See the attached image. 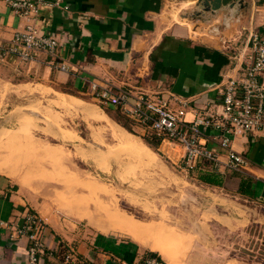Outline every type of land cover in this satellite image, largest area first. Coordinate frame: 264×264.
<instances>
[{
	"label": "crops",
	"instance_id": "1",
	"mask_svg": "<svg viewBox=\"0 0 264 264\" xmlns=\"http://www.w3.org/2000/svg\"><path fill=\"white\" fill-rule=\"evenodd\" d=\"M184 1L63 0L68 10L43 9L59 41L56 57L39 54L30 62L14 58L0 61L12 77L74 99L71 94L92 98L88 82L96 81L133 94L164 98L175 109L185 103L186 120L191 121L198 110H221L224 85L246 65L248 31L254 26L264 32V0H237L214 12H204L195 0ZM25 24L24 18L13 14L0 0V40L21 32ZM59 63H65L68 70L60 71ZM260 80L264 84V75ZM66 89L72 93H65ZM159 146L168 160L182 162L183 148L166 142ZM208 146L226 162V152L216 143L209 141ZM231 148L246 159L247 165L237 171L221 167L213 172L222 182L213 188L227 202L241 200L264 209V133L239 134ZM205 168L198 171L203 173ZM246 178L252 183V197L239 194ZM14 185L0 174V220L18 224L24 209H29L45 222L43 240L48 253L37 264L56 263L64 249L73 253L77 264H141L149 253H157L162 264H168L149 246L128 236L101 233L89 221L95 231L89 235L79 231L76 224L53 214ZM164 223L186 239L169 222ZM29 245L25 237L10 239L7 231L0 230V264H31Z\"/></svg>",
	"mask_w": 264,
	"mask_h": 264
},
{
	"label": "rangeland",
	"instance_id": "2",
	"mask_svg": "<svg viewBox=\"0 0 264 264\" xmlns=\"http://www.w3.org/2000/svg\"><path fill=\"white\" fill-rule=\"evenodd\" d=\"M20 80L0 61V174L19 191L88 235L97 228L77 217L96 216L95 204L142 224L164 219L186 238L171 247L181 264H264L263 208L225 201L197 180L200 171L186 172L160 146L149 148L143 140L149 135L117 108L84 95L66 96L67 102L79 100L102 112L104 120L96 121L67 102L59 104L55 90ZM119 131L145 145L154 154L151 163L137 148L120 143Z\"/></svg>",
	"mask_w": 264,
	"mask_h": 264
},
{
	"label": "built area",
	"instance_id": "3",
	"mask_svg": "<svg viewBox=\"0 0 264 264\" xmlns=\"http://www.w3.org/2000/svg\"><path fill=\"white\" fill-rule=\"evenodd\" d=\"M10 11L24 18L26 24L21 32L10 39L0 40V59L33 61L39 54L56 57L59 41L50 29L49 20L43 9L58 7L68 10L63 0H3ZM247 62L240 74L227 80L224 85L220 111L198 110L191 121L186 120L185 103L172 108L164 98H151L145 94H133L129 90L117 89L107 83L88 82L91 97L98 103L119 108L121 112L143 130L149 129L169 143L183 148V170L201 169L207 166L210 172L221 167L229 171L243 169L246 159L231 148L233 138L253 131L264 133V32L252 26L248 31ZM66 72L65 63L56 65ZM209 141L226 152V162L209 148ZM45 222L33 211L24 209L19 223L0 220V230L9 233L10 239L25 237L29 241L28 258L31 264L42 261L46 245L43 240ZM56 263L77 264L78 259L69 249L56 257ZM141 264H162L159 256L146 255Z\"/></svg>",
	"mask_w": 264,
	"mask_h": 264
},
{
	"label": "bare ground",
	"instance_id": "4",
	"mask_svg": "<svg viewBox=\"0 0 264 264\" xmlns=\"http://www.w3.org/2000/svg\"><path fill=\"white\" fill-rule=\"evenodd\" d=\"M55 96L63 100L59 104H63L62 102L69 101L68 99L66 100L67 98L66 96H63L60 94H55ZM70 101L71 102H67L68 105H73L75 108L80 109L82 114L85 117L96 120V121H100L102 119L104 120V117L101 115L102 112L100 113L99 111L94 109V107L90 108L89 105L86 106L84 103H82L79 100H76V101L70 100ZM79 102H81L82 104ZM120 131L116 133L117 140H119L120 143L126 145L127 147L137 148V150L143 156L147 157L146 159L148 161L146 160L145 161L148 163H151L153 159L152 155L154 154L149 149H147L145 145L136 144L137 142L131 134L124 132V131L122 132ZM6 171H8L6 172L8 175H11V176L14 175L13 170H11L13 172H10L9 169H7ZM106 208H103L102 206L95 204L93 206V210L97 211V215L95 216V218H93L94 216L91 212L90 213L92 215L90 216L89 215L88 216L80 215V216L86 219L87 222L89 221L91 225H94L97 229L101 231L113 232V233L120 234L123 236H128V237H131L136 242L149 246L152 250L158 252L167 261L168 264H179L177 260V256L175 255L171 247H173V245L175 247L179 246V244L183 243V239L180 238V235L178 234L175 235L176 233H173L172 231H170V228L167 225H165V223L163 224L164 219H162L163 221H160V223H154L155 221L152 223L151 221V224H142L144 222L141 223L139 221L140 222L139 223L135 219H132L131 217L126 216L125 214H121L119 212H113V211H110L109 208L107 209ZM94 219L101 221V222L105 221L109 226L104 227L102 224H97L95 222L96 220L94 221ZM176 231H178V229Z\"/></svg>",
	"mask_w": 264,
	"mask_h": 264
},
{
	"label": "trees",
	"instance_id": "5",
	"mask_svg": "<svg viewBox=\"0 0 264 264\" xmlns=\"http://www.w3.org/2000/svg\"><path fill=\"white\" fill-rule=\"evenodd\" d=\"M48 57H50V56H48ZM50 58H52V57H50ZM117 109L121 112V110L119 108H117ZM126 118H128V117H126ZM125 128H127V127H125ZM128 130L130 131V129H128ZM144 132L149 135L147 138L143 137V140H144L145 144L149 148H151L152 150L157 151L159 145L161 144V138L159 136H157L153 131H151L149 129H145ZM205 167L207 168V166H205ZM196 170L198 171L200 169H196ZM188 171H191V170H186V172H188ZM199 173L200 174H198L197 180L200 183L208 185L209 187H220V186H222L221 179L219 178V176L214 175L213 172H210V171L207 170V171H205L203 173L202 172H199ZM239 194L245 195V196H248V197H252L253 196L252 183H251L250 179L246 178L245 180H242V182L240 184V187H239ZM47 253H48L47 251L44 252L43 256L46 257ZM63 253H64V250H61L59 255H62ZM147 255L156 256L155 253H149Z\"/></svg>",
	"mask_w": 264,
	"mask_h": 264
},
{
	"label": "water",
	"instance_id": "6",
	"mask_svg": "<svg viewBox=\"0 0 264 264\" xmlns=\"http://www.w3.org/2000/svg\"><path fill=\"white\" fill-rule=\"evenodd\" d=\"M197 1V5L201 6L204 12L206 11H217L221 7L230 6L233 2H237V0H195Z\"/></svg>",
	"mask_w": 264,
	"mask_h": 264
}]
</instances>
